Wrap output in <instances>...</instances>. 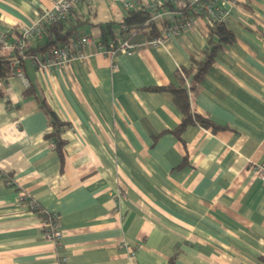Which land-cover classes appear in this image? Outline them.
Masks as SVG:
<instances>
[{"label":"crops","instance_id":"crops-1","mask_svg":"<svg viewBox=\"0 0 264 264\" xmlns=\"http://www.w3.org/2000/svg\"><path fill=\"white\" fill-rule=\"evenodd\" d=\"M53 1L0 0V35L39 22ZM124 1L78 0L74 39H91L83 60L46 67L26 57L0 81V264H264V182L253 171L264 163V0L224 4L233 40L193 94L219 128L179 135L182 112L158 88L178 86V68L219 37L209 41L203 17L181 38L112 59L99 49L101 24L149 39L123 31ZM43 103L66 125L61 154ZM23 192L58 216V243Z\"/></svg>","mask_w":264,"mask_h":264},{"label":"built area","instance_id":"built-area-1","mask_svg":"<svg viewBox=\"0 0 264 264\" xmlns=\"http://www.w3.org/2000/svg\"><path fill=\"white\" fill-rule=\"evenodd\" d=\"M238 0H144L142 7L153 15L152 19L163 21L162 33L158 37L148 39L144 42H132L130 38L112 40L108 44L99 45L105 55L114 59L119 55H131L141 49L159 46L166 40L178 39L190 30L195 29L201 18H207L210 22H225L229 11L224 4H236ZM78 0H54L52 6L40 13L39 22L24 26L20 36H14L12 40L7 38V34L0 35V44L4 49L23 48L28 40L40 38L46 27L58 21L67 18ZM127 10H132L135 5L130 0L123 2ZM165 4H171L173 7L182 10L179 16L172 17V11L168 8H162ZM91 42L90 37L84 35L78 39H72L69 44L61 46L53 52L41 65L46 67H66L72 60H83L86 58L84 47ZM36 61L39 62L37 58ZM19 59H14L12 67L17 68ZM55 147V143L51 144ZM256 179L264 182V163L253 168ZM117 196L121 197L122 192L118 190ZM21 199L25 206L38 213L46 214L44 222V238L54 243H58L62 237L59 229L58 216L53 213H45L43 208L30 198L26 193L21 194ZM134 251H132L133 254Z\"/></svg>","mask_w":264,"mask_h":264},{"label":"trees","instance_id":"trees-1","mask_svg":"<svg viewBox=\"0 0 264 264\" xmlns=\"http://www.w3.org/2000/svg\"><path fill=\"white\" fill-rule=\"evenodd\" d=\"M162 8L174 7L171 4H165ZM182 11V10H180ZM63 21H58L50 26H47L43 35L40 38L42 42L33 46L29 44L28 40L23 48H13L11 50L4 49L0 44V81L7 79L14 73L15 68L11 63L14 59L20 61L26 57L37 58L39 62L43 63L48 57H50L55 50L69 44L70 41L76 36V28L78 23L71 21V13ZM148 11H146L141 5L136 6L132 10H128V14L123 19V31L133 35L137 30H143L148 35V38L158 37L162 33L163 21L152 19ZM113 23L109 22L101 24L103 31V45L108 44L112 40L124 39L117 38L113 35L111 27ZM16 36H20L21 32H17ZM209 41L211 42V36L216 34L219 37V43L211 44V48L205 52L204 56L197 59L192 58V64L190 68L180 67L176 71V78L179 81V85H167L159 87L160 90H166L172 93L173 98L183 118L180 125L174 130V133L179 135L188 125L196 124L205 128H211L213 130L219 128L210 118L198 114L193 107V94L196 90L197 84L205 75L208 67L211 65L215 51L221 47L222 43H229L233 40V36L230 30H228L223 22H212L209 30ZM8 39H12L11 35H7ZM128 38V37H127ZM44 109L47 115L50 117L52 130L46 134V138L55 143V147L60 154L62 153V147L64 140L60 134L62 129L66 126L45 103H43ZM41 218L44 220L46 214L40 213Z\"/></svg>","mask_w":264,"mask_h":264},{"label":"rangeland","instance_id":"rangeland-1","mask_svg":"<svg viewBox=\"0 0 264 264\" xmlns=\"http://www.w3.org/2000/svg\"><path fill=\"white\" fill-rule=\"evenodd\" d=\"M132 55V54H131Z\"/></svg>","mask_w":264,"mask_h":264}]
</instances>
